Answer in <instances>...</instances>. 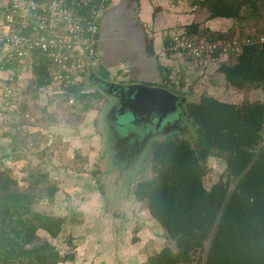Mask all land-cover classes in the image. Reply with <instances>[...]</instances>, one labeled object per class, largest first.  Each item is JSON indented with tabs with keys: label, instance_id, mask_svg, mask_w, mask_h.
<instances>
[{
	"label": "rangeland",
	"instance_id": "obj_1",
	"mask_svg": "<svg viewBox=\"0 0 264 264\" xmlns=\"http://www.w3.org/2000/svg\"><path fill=\"white\" fill-rule=\"evenodd\" d=\"M202 7L207 9L209 18H214L205 5ZM202 10L200 14H204ZM223 20L229 26L226 30L213 31L201 24L192 28L188 22L176 25L170 35L185 30L207 37H259L264 33V9L254 19ZM238 56L226 54L211 61L206 69L194 66V76L190 77L182 69L177 73L172 68L174 63H168L176 82H167L185 101L179 115L154 129L135 123L130 106L123 107L117 95L98 85L99 75L92 66L76 71L79 84L74 93V110L70 111L67 97L50 92V85L40 89L30 86L18 114L7 112L2 100L0 110L7 115L0 113V199L8 189L23 191L34 196L37 210L65 218L57 237L39 231L62 255H73L59 264H149V257L163 248L177 250L175 241L151 215L147 203L137 199L135 188L139 181L154 176L155 143L172 137L189 139L196 146L197 134L184 112L188 102H198L203 95L237 105L262 102L264 85L252 83L236 88L219 70L223 64L236 63ZM10 72L8 78L13 76ZM15 72L19 75L14 81L17 84L24 75L19 70ZM179 83L184 84V90ZM205 167L204 185L211 188L223 175L226 163L223 157L213 155ZM205 252L198 251L189 264H203Z\"/></svg>",
	"mask_w": 264,
	"mask_h": 264
},
{
	"label": "trees",
	"instance_id": "obj_2",
	"mask_svg": "<svg viewBox=\"0 0 264 264\" xmlns=\"http://www.w3.org/2000/svg\"><path fill=\"white\" fill-rule=\"evenodd\" d=\"M201 4L214 18L254 19L264 9V0H202ZM34 60V85L44 88L51 82V62L40 51ZM219 70L236 88L264 85V43L245 46L236 63L223 64ZM106 89L132 99L121 86L108 83ZM72 90L75 93L76 86ZM184 112L197 134L196 146L189 139L172 137L155 143L154 176L135 188L137 199L147 203L177 248H163L148 263L189 264L198 251H206L203 264H264V146L256 150L262 140L264 103L237 105L203 95L198 102H188ZM213 155L223 157L226 168L207 188L205 162ZM34 204L32 194L11 189L0 199V264H59L73 257L62 255L39 234L44 230L57 237L65 218L37 210Z\"/></svg>",
	"mask_w": 264,
	"mask_h": 264
},
{
	"label": "built area",
	"instance_id": "obj_3",
	"mask_svg": "<svg viewBox=\"0 0 264 264\" xmlns=\"http://www.w3.org/2000/svg\"><path fill=\"white\" fill-rule=\"evenodd\" d=\"M108 1L12 0L5 4L0 15V91L5 110L18 114L24 96L20 83H14L15 75L8 78L3 72L10 69L21 71L18 67L22 71L24 67L32 68L37 51L45 53L51 62L50 92L67 97L70 110H74L76 97L72 88L79 84L76 71L101 62L97 34L101 12ZM192 8L196 9L197 4ZM255 42L264 43V33L257 38H219L185 30L179 35L169 36L166 50L170 56L184 55L206 69L211 61H217L226 54L238 56L245 46ZM161 65L166 77L175 82L176 76L165 59ZM261 134L262 140L256 150L264 146V127Z\"/></svg>",
	"mask_w": 264,
	"mask_h": 264
},
{
	"label": "crops",
	"instance_id": "obj_4",
	"mask_svg": "<svg viewBox=\"0 0 264 264\" xmlns=\"http://www.w3.org/2000/svg\"><path fill=\"white\" fill-rule=\"evenodd\" d=\"M11 1L0 0V15L5 4ZM201 1L183 0L181 3L179 2L180 4L175 2V5H173V0H109L107 6L101 12V27L100 32L97 34L101 62L94 66V72L99 75L98 85L105 88L108 83L122 85L145 84L165 87L174 92L168 82L175 83L176 81L172 82L165 77L162 67L158 63V58L165 59L167 64L174 63L173 70L178 73L182 69V73H185L186 76L193 75L194 70L191 71V69L194 66L196 68L201 66L184 55L170 57L167 56L170 54L166 55L168 52L165 47L171 30L176 25L188 22V24H194L195 28L201 24L202 26H208L213 31H219V28H223L220 30H226L229 27L226 26L223 20L225 17L209 18L207 9L202 10ZM195 3H197L198 8L195 9L196 11H192V5ZM200 9L204 14H200ZM202 15H204V20H201ZM180 60L182 63L179 62ZM182 64H184L183 67H181ZM15 70L4 71L3 75L8 76L11 74L10 71H13L17 79L19 75ZM100 70L103 72L100 73ZM20 72H23L24 75L19 83L23 88L22 92L25 97V92L28 91L30 86L36 87L34 85L35 76L31 69ZM90 77L88 80H90ZM93 78L91 79L93 80ZM113 78L114 80H112ZM176 85L178 86V84ZM183 85L179 83V87H182L181 90H184ZM112 95L116 96L114 93ZM117 98L121 101L120 96L117 95ZM261 98L264 102V96ZM0 102L2 104L1 91ZM7 112L0 110V113L5 115H7ZM137 125L139 126V124Z\"/></svg>",
	"mask_w": 264,
	"mask_h": 264
},
{
	"label": "water",
	"instance_id": "obj_5",
	"mask_svg": "<svg viewBox=\"0 0 264 264\" xmlns=\"http://www.w3.org/2000/svg\"><path fill=\"white\" fill-rule=\"evenodd\" d=\"M112 85H117L118 87L121 86L122 90H125L124 94L130 96L132 99L137 97L136 100H138L140 97L145 96L157 103L159 108V116L157 114L153 116V119L157 120L156 125L151 126L153 128H158L169 118L179 115L181 105L185 101V98L178 96L165 87L149 86L145 84L122 85L113 83ZM110 92L113 93L111 90ZM121 99L124 100V98ZM126 103L127 102L124 103L123 107L126 106ZM136 110L137 108L133 110L132 119L137 118Z\"/></svg>",
	"mask_w": 264,
	"mask_h": 264
},
{
	"label": "flooded vegetation",
	"instance_id": "obj_6",
	"mask_svg": "<svg viewBox=\"0 0 264 264\" xmlns=\"http://www.w3.org/2000/svg\"><path fill=\"white\" fill-rule=\"evenodd\" d=\"M135 99H121V104L122 106L124 105L125 102L126 106L125 108H128L127 105L132 108V111L137 108L136 114L137 118L135 119V123H138L139 125H146L148 128L149 126H155L157 120L153 119V116L157 114L159 116V108L157 103L154 100H151L145 96L140 97L138 100ZM142 127V126H141ZM154 129V128H153ZM127 139V137H126ZM142 141H145V139H142Z\"/></svg>",
	"mask_w": 264,
	"mask_h": 264
}]
</instances>
